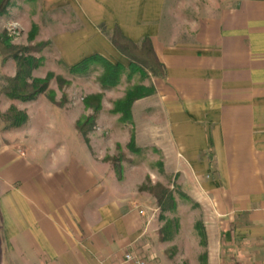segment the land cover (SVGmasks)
<instances>
[{"label":"crops","instance_id":"crops-1","mask_svg":"<svg viewBox=\"0 0 264 264\" xmlns=\"http://www.w3.org/2000/svg\"><path fill=\"white\" fill-rule=\"evenodd\" d=\"M175 1L33 0L31 20L67 67L92 54L125 66L108 37L115 26L135 43L150 38L166 74L145 97L154 118L146 110L144 139L137 126L134 135L161 166L133 164L129 174L181 177V190L207 209L209 253L264 264V0H221L186 23L189 37L167 18ZM1 58L0 77L9 64ZM49 144L0 132L5 263L21 254L38 264H119L132 252L151 264L156 222L138 184L115 180L113 165L86 152L55 154Z\"/></svg>","mask_w":264,"mask_h":264},{"label":"rangeland","instance_id":"rangeland-1","mask_svg":"<svg viewBox=\"0 0 264 264\" xmlns=\"http://www.w3.org/2000/svg\"><path fill=\"white\" fill-rule=\"evenodd\" d=\"M32 1H10L7 12L0 17V42L3 37H7L14 50L20 53V57L28 53L40 59V65L31 70V79L44 78L49 72L53 77L49 81L46 93L38 94L30 100L9 97L4 88L16 75L18 61L10 57L4 59L1 56L3 63L9 61V64L8 75L0 77V132L16 130L30 143L32 139H38L46 146L49 142L55 154L68 152L75 157L76 153L86 152L97 162L113 165L115 180L128 182L132 189L138 184L137 192L149 198L150 204L144 206L151 208L145 213L156 222L152 247V253L156 258L151 264H228L230 260L226 254L220 257L212 255L207 248V239L204 244L203 221L207 209L192 199L191 192L181 190V177L157 174L144 176L138 175V172L129 174L130 166L133 164L140 165L139 167L148 165L152 173H157L161 166L157 150L152 148L131 150L128 146L136 126L144 139V126L148 122L144 119L145 114L148 112V115H151L149 118L153 120V113L150 112V105L145 97L138 99V106L135 108L137 124L133 119L131 122L120 121L121 114L112 110L115 102L123 98L126 91L133 86L139 85L149 91L154 89V94L156 77L142 65H137L138 68L132 70L128 68L127 57L120 79L114 85L101 84L100 75L103 68L98 64L92 65L80 75L70 73L68 67L58 59V53L54 49H49V42L39 40V27L31 20ZM220 1L176 0L167 18L180 27L179 34L189 37L188 34L191 32L186 23H192L199 15L206 14L214 5L218 6ZM77 22L73 20V24ZM41 42L44 44L40 50H31ZM25 48L31 49L25 53ZM57 76L62 79V83L56 79ZM96 95H101V99L98 100ZM98 107V112H95ZM19 113H24L26 120L22 123H13ZM158 120L157 115L154 121L157 130ZM157 183L170 190L174 205L171 201H166L164 208L157 206L151 194V189L155 192L159 191L155 186ZM140 187L142 190L139 191ZM5 246V243L0 244V252H3ZM7 247L12 253L17 249L15 242ZM17 251L19 252L20 249ZM13 258L18 260V264H38L21 254ZM5 259L4 255H0V264H12L5 263ZM45 262L47 264V260Z\"/></svg>","mask_w":264,"mask_h":264},{"label":"trees","instance_id":"trees-1","mask_svg":"<svg viewBox=\"0 0 264 264\" xmlns=\"http://www.w3.org/2000/svg\"><path fill=\"white\" fill-rule=\"evenodd\" d=\"M11 0H0V17L7 12L10 7ZM109 40L113 47L120 52L122 55L129 59L128 68L131 70L138 68L137 65H142L148 68L150 73L156 78L165 77V66L159 61L156 53L153 49L152 42L149 37H144L139 43L133 42L128 37L124 36L118 26H115L110 33H108ZM44 43H37L35 47L25 48L24 52L31 50L38 51L43 47ZM15 48L9 43L7 37H3L0 42V55L5 58H12L18 61V69L16 75L11 79L9 85H7L4 90L5 93L12 98H20L23 100H30L36 95L41 93H46L48 91V84L53 74L51 72L47 73L44 78H33L31 79V70L38 65H40V59L30 56L26 53L25 56L20 57V53L14 50ZM23 53V54H25ZM98 64L103 68V72L100 75V82L102 85H114L116 84L121 75L123 66L120 63H112L109 60L98 54L89 55L79 62L68 67L69 72L72 74H83L92 65ZM31 79V80H30ZM58 81L62 83L60 77H56ZM154 89L150 91L145 87L136 85L128 89L123 98L115 102L113 112L120 113V121L131 122L132 113L131 106L136 100L147 97L153 94ZM97 99H101V95H96ZM53 101V99H51ZM54 103V101H53ZM99 107L95 109L98 112ZM26 120V115L24 113H19V116L13 120V123H22ZM77 129L78 124H77ZM129 149L138 150L135 146V135L131 134ZM159 191L155 192L151 189V194L155 198L157 206L164 208L166 201H171L173 203V196L168 188L157 183L155 185ZM142 190L141 187L139 191ZM159 236V234H158ZM203 242L206 243L205 235H203Z\"/></svg>","mask_w":264,"mask_h":264},{"label":"built area","instance_id":"built-area-1","mask_svg":"<svg viewBox=\"0 0 264 264\" xmlns=\"http://www.w3.org/2000/svg\"><path fill=\"white\" fill-rule=\"evenodd\" d=\"M122 262L125 264H149L147 259L132 252L125 253L123 255Z\"/></svg>","mask_w":264,"mask_h":264}]
</instances>
